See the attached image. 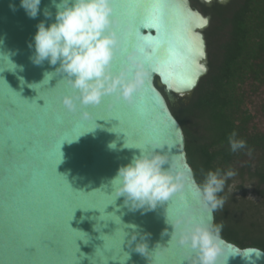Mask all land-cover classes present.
Masks as SVG:
<instances>
[{
    "label": "water",
    "instance_id": "95a60500",
    "mask_svg": "<svg viewBox=\"0 0 264 264\" xmlns=\"http://www.w3.org/2000/svg\"><path fill=\"white\" fill-rule=\"evenodd\" d=\"M229 1L197 0L206 8ZM111 3L118 38L111 71L132 78L139 65L142 83L131 102L114 93L98 105L77 102L69 111L62 98L78 93L56 71L59 63L35 65L30 59L38 23L55 22L52 0H41L35 18L20 0H0V51L11 53L18 66L9 71L13 65L0 60V264L198 260L194 250L178 242L183 225H173L177 220L207 223L209 213L169 104L187 102L209 70L204 30L211 15L191 0ZM45 72L53 73L44 79ZM113 141L115 150L108 147ZM136 148L165 154L164 168L172 165L188 177L181 190L154 209L132 210L124 197L115 201L111 194L109 181L133 154H140ZM220 246L217 264H264L260 248L239 247L222 237Z\"/></svg>",
    "mask_w": 264,
    "mask_h": 264
},
{
    "label": "clouds",
    "instance_id": "9594fccd",
    "mask_svg": "<svg viewBox=\"0 0 264 264\" xmlns=\"http://www.w3.org/2000/svg\"><path fill=\"white\" fill-rule=\"evenodd\" d=\"M40 3L41 0H20V6L30 18L38 15ZM52 4L56 8L55 22L47 25L44 21L38 23L33 37L34 55L30 59L35 65H41L44 61L53 66L59 63L56 71H61L70 87L78 93L75 96L65 95L63 105L69 111H75L77 102L82 106L98 105L103 97L114 93L131 102L133 93L142 83L143 74L139 71V65H136L137 71L132 78L128 77L127 72L114 74L111 71L118 44L112 28L111 0H52ZM44 15L50 18L52 13L45 9ZM2 43L0 41V45ZM29 47H33V44L30 43ZM10 56L11 53L0 51V60L6 58L13 65L9 71H15L18 66ZM51 73L45 72L44 79ZM84 115L87 116V113ZM228 143L233 153L247 148L246 141L238 139L235 131L229 135ZM108 147L115 150L116 142L109 143ZM247 154L251 156V149ZM168 161L165 154L154 150L149 153L140 149L139 155L133 154L131 160L120 166L109 181L115 201L124 197V205L132 210L154 209L158 203L168 201L184 187L188 178L184 173L175 172L172 165L165 169ZM236 174L232 169L226 172L219 168L207 171L202 185H197V188L209 213V222L177 220L173 225H183L178 242L197 253L198 260L193 264H217L222 253L220 236L224 224L214 223L211 214L223 209L226 201L219 193L223 192L226 181Z\"/></svg>",
    "mask_w": 264,
    "mask_h": 264
},
{
    "label": "trees",
    "instance_id": "16d2710c",
    "mask_svg": "<svg viewBox=\"0 0 264 264\" xmlns=\"http://www.w3.org/2000/svg\"><path fill=\"white\" fill-rule=\"evenodd\" d=\"M191 2L209 11L223 38L188 101L179 99L169 108L182 127L187 162L198 185L207 171L233 169L251 149L253 171L251 160L234 170L256 178L258 198H246L240 187V196L231 192L228 179L219 193L226 202L214 212V223L223 222L220 237L225 240L264 251V0H230L209 8ZM233 131L246 141V149L230 151Z\"/></svg>",
    "mask_w": 264,
    "mask_h": 264
},
{
    "label": "rangeland",
    "instance_id": "374dc122",
    "mask_svg": "<svg viewBox=\"0 0 264 264\" xmlns=\"http://www.w3.org/2000/svg\"><path fill=\"white\" fill-rule=\"evenodd\" d=\"M205 12L209 14V11L205 10ZM216 24L217 22H210V25L204 30L208 43V60L213 57L218 48V45L220 44L223 38V33L213 28ZM250 160L252 161L250 165V170L253 171L256 162L253 157L249 155H245L244 157L240 158L237 162H235L234 168L232 170L240 166L246 165V163ZM247 169L248 168H246L245 170ZM234 171L237 174L230 178L231 182L228 185L229 190L239 196L241 195L242 190H244L246 198L256 200L258 198V195L256 194V178H252L248 175L247 172H244L241 176H239V172H237L236 170ZM239 187L242 190L239 189Z\"/></svg>",
    "mask_w": 264,
    "mask_h": 264
},
{
    "label": "snow or ice",
    "instance_id": "6c2138e0",
    "mask_svg": "<svg viewBox=\"0 0 264 264\" xmlns=\"http://www.w3.org/2000/svg\"><path fill=\"white\" fill-rule=\"evenodd\" d=\"M191 83H192L191 80L186 81V84L189 85V86L191 85ZM10 106H11V105H10Z\"/></svg>",
    "mask_w": 264,
    "mask_h": 264
},
{
    "label": "flooded vegetation",
    "instance_id": "af4514ba",
    "mask_svg": "<svg viewBox=\"0 0 264 264\" xmlns=\"http://www.w3.org/2000/svg\"><path fill=\"white\" fill-rule=\"evenodd\" d=\"M204 36H205V40H206V44H207V50H208V43H207V37L205 35V32H204ZM179 100V99H178Z\"/></svg>",
    "mask_w": 264,
    "mask_h": 264
}]
</instances>
